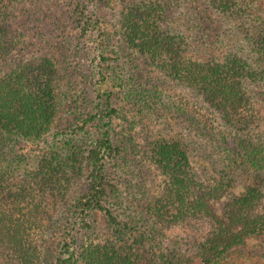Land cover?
<instances>
[{
    "label": "trees",
    "instance_id": "trees-1",
    "mask_svg": "<svg viewBox=\"0 0 264 264\" xmlns=\"http://www.w3.org/2000/svg\"><path fill=\"white\" fill-rule=\"evenodd\" d=\"M252 1L208 0V4L235 19L241 14L239 8L252 6ZM21 2L0 0V143L8 136L44 141L52 134L57 106L56 63L50 58H13L24 46L25 34L10 25L23 12ZM191 18L185 14L182 0L128 2L121 11L122 38L133 55L157 61L170 76L197 91L229 129V137L222 142L208 140L197 130L163 127L150 142L148 155L150 166L161 173L165 183L149 212L163 227L181 226L197 236L195 245L183 250L173 264H217L249 240L264 236V163L258 154L262 145L253 144L263 121L255 85L264 80V71L240 54L212 62L195 58L190 36L197 23ZM240 24L264 50V22ZM159 106L152 99L141 105L155 124ZM80 150L67 153L57 145L48 147L18 182L0 166V259L34 263V237L39 236L38 242L44 234L41 215L48 213L51 204L75 206L84 220L90 211L104 210L108 194L105 159L110 142L106 139L103 150L89 155L90 185L85 195L75 199L72 184L85 170L86 159ZM195 150L210 155L212 166L208 161L209 168L197 171ZM239 188L243 192L236 195L233 191ZM65 248L70 250L69 243ZM124 250L117 245L90 244L83 257L86 264H145L136 250Z\"/></svg>",
    "mask_w": 264,
    "mask_h": 264
},
{
    "label": "rangeland",
    "instance_id": "rangeland-1",
    "mask_svg": "<svg viewBox=\"0 0 264 264\" xmlns=\"http://www.w3.org/2000/svg\"><path fill=\"white\" fill-rule=\"evenodd\" d=\"M133 1L23 0V12L10 23L13 30L25 34L24 46L13 58L52 59L59 69V82L52 134L41 142L8 136L0 143L5 175L18 182L50 146L67 153L79 147L86 160L82 178L71 187V196L77 199L90 185L89 155L103 150L106 139L111 145L105 159L104 210L90 211L84 220L75 206L51 204L48 213L41 215L44 234L38 242L39 236L34 237L33 264H60L70 257L69 264H86L83 252L90 244L117 245L124 251L132 248L145 264H173L195 243L194 232L181 226L163 227L149 212L165 186L161 173L149 164V145L163 127L197 130L208 140L222 142L229 137V129L197 91L170 76L157 61L133 55L126 47L121 11ZM182 5L187 17L197 23L190 36L195 58L212 62L240 54L264 71V50L240 24L264 22V0L243 5L235 19L221 15L208 0H182ZM255 86L263 121L253 144L262 145L258 154L264 163V80ZM147 99L160 104L156 124L141 107ZM206 157L198 153L194 159L197 171L210 167L211 156L207 161ZM233 192L239 195L243 189ZM263 246L264 236L253 238L217 264H264ZM0 264L15 263L4 258Z\"/></svg>",
    "mask_w": 264,
    "mask_h": 264
}]
</instances>
